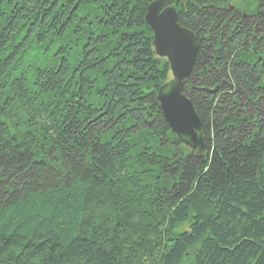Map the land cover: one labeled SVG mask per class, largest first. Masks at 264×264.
Instances as JSON below:
<instances>
[{"label":"trees","instance_id":"1","mask_svg":"<svg viewBox=\"0 0 264 264\" xmlns=\"http://www.w3.org/2000/svg\"><path fill=\"white\" fill-rule=\"evenodd\" d=\"M152 1L0 0V264H264V0H161L201 155L156 99Z\"/></svg>","mask_w":264,"mask_h":264},{"label":"water","instance_id":"2","mask_svg":"<svg viewBox=\"0 0 264 264\" xmlns=\"http://www.w3.org/2000/svg\"><path fill=\"white\" fill-rule=\"evenodd\" d=\"M144 20L153 33L155 53L166 58L173 76L157 91L163 120L178 142L197 155L202 154L205 145L201 123L190 100L182 93L183 81L192 69L197 52L195 36L178 24L172 7L162 8L161 0L149 3Z\"/></svg>","mask_w":264,"mask_h":264},{"label":"rangeland","instance_id":"3","mask_svg":"<svg viewBox=\"0 0 264 264\" xmlns=\"http://www.w3.org/2000/svg\"><path fill=\"white\" fill-rule=\"evenodd\" d=\"M172 8L175 9L173 6H172ZM150 30H151V29H150ZM152 35H153V33H152ZM195 39H196V37H195ZM206 39H207V38L203 39V41H205ZM195 41H196V40H195ZM191 70H192V69H191ZM190 73H191V71H190ZM190 73H189V75H190ZM189 75H188V77H189ZM188 77L185 79L186 81L189 80ZM183 86H184V81H183ZM183 94H184V93H183ZM184 95H185V94H184ZM187 98H188V97H187ZM188 99H189V98H188ZM190 102H191V101H190ZM193 109H194V108H193ZM201 128H202V125H201ZM204 139H205V138H204Z\"/></svg>","mask_w":264,"mask_h":264},{"label":"bare ground","instance_id":"4","mask_svg":"<svg viewBox=\"0 0 264 264\" xmlns=\"http://www.w3.org/2000/svg\"><path fill=\"white\" fill-rule=\"evenodd\" d=\"M188 30V29H187ZM189 31V30H188ZM196 43H197V41H196ZM197 48H198V46H197ZM197 53V52H196ZM169 70H170V68H169ZM170 75H171V78L168 80V81H170V80H172L173 79V76H172V73H171V71H170ZM167 81V82H168ZM182 91H183V88H182ZM183 93V92H182ZM202 129V128H201ZM202 132H203V130H202Z\"/></svg>","mask_w":264,"mask_h":264}]
</instances>
